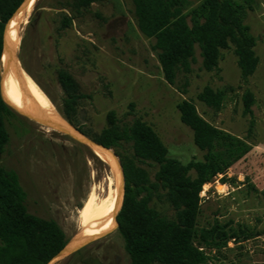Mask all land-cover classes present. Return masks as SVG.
<instances>
[{
    "label": "rangeland",
    "instance_id": "rangeland-1",
    "mask_svg": "<svg viewBox=\"0 0 264 264\" xmlns=\"http://www.w3.org/2000/svg\"><path fill=\"white\" fill-rule=\"evenodd\" d=\"M75 1L36 0L26 23L20 25L14 62L26 74L25 68L31 72L28 75L46 90L48 96L35 82L62 118L66 93L59 72L71 74L85 96L74 116L81 131L67 122L87 138L95 140L113 111L121 124L139 119L150 125L170 157L183 164L203 160L205 151L195 145L193 131L180 118L178 104L188 100L209 123L251 144V152L203 187L196 227L211 229L218 222L236 233L221 249L204 247L207 264H264V0H234L259 59L248 80L241 76L233 48L221 51L219 70L210 72L203 68L196 47L191 71L179 70L175 86L163 77L152 49L154 39L144 37L137 27L132 0H101L82 10ZM16 22L14 15L6 30L7 42ZM5 67L2 62L0 88L17 107L9 78L14 84L16 79L6 75ZM11 69L10 63L7 72ZM206 86L223 92L219 108L198 99ZM247 92L254 98L252 115L244 112ZM14 113L15 117H6L10 141L1 163L19 175L29 212L56 220L70 243L79 230V210L92 188L105 190L108 182L116 187L120 178L93 148ZM110 150L120 160L118 151ZM144 167L153 177L155 169ZM156 205L161 213L174 216L171 206ZM79 251L54 264H130L116 225Z\"/></svg>",
    "mask_w": 264,
    "mask_h": 264
},
{
    "label": "trees",
    "instance_id": "trees-1",
    "mask_svg": "<svg viewBox=\"0 0 264 264\" xmlns=\"http://www.w3.org/2000/svg\"><path fill=\"white\" fill-rule=\"evenodd\" d=\"M24 1L0 0V69L7 24ZM99 1L76 0L74 4L82 10ZM132 3L137 27L144 37L154 39L152 49L169 85H176L179 70L191 71L196 47L206 71L219 70L221 51L230 48L234 49L244 80L257 71L259 59L251 50L253 41L241 25L242 15L234 0H132ZM59 81L66 93L61 113L81 131L74 116L85 96L67 71L59 72ZM223 98V92L210 86L198 96L201 102L214 108L220 107ZM243 100L244 112L252 115L253 95L247 92ZM178 110L181 121L193 131L195 145L205 151L203 160L183 164L170 157L150 125L139 119L121 124L113 111L108 113V126L94 138L107 148H115L122 163L125 191L117 229L130 264H207L204 247L221 249L236 238V233L218 222L211 229L196 227L200 194L206 184L218 175H225L251 152L252 146L209 123L191 101L182 100ZM7 116L16 115L5 104L0 91V264H48L69 242L56 220L29 212L27 193L19 175L1 163L10 141ZM253 126L252 120L250 130ZM144 166L155 169L153 177ZM158 202L171 206L174 216L161 213Z\"/></svg>",
    "mask_w": 264,
    "mask_h": 264
},
{
    "label": "bare ground",
    "instance_id": "bare-ground-1",
    "mask_svg": "<svg viewBox=\"0 0 264 264\" xmlns=\"http://www.w3.org/2000/svg\"><path fill=\"white\" fill-rule=\"evenodd\" d=\"M35 1L36 0H31L29 2L26 11L23 10L25 14L20 10L18 14L15 15L17 22L8 41L9 47L14 54L20 44V25L26 23L33 10ZM2 60V62L6 63V54H3ZM11 64L14 66V70L11 69L7 72L9 69L8 66L5 73L16 79L14 84L9 78L14 93L17 94V100L15 102L17 107L29 115L36 116L39 119L46 117L58 125L74 131L72 126L62 118L58 110H56L48 98L38 89L34 80L18 65L19 63L11 61ZM93 151L101 160L112 165L113 169L116 171L115 173L120 179L118 183H116V187L112 185L111 182H108L105 186V190H102V187L92 188L83 206L79 210V230L70 242L69 247H74L86 238L99 236L113 230L116 225L114 215L121 207V175L114 157L110 151H106L99 147H94ZM101 192H103V194H101Z\"/></svg>",
    "mask_w": 264,
    "mask_h": 264
},
{
    "label": "water",
    "instance_id": "water-1",
    "mask_svg": "<svg viewBox=\"0 0 264 264\" xmlns=\"http://www.w3.org/2000/svg\"><path fill=\"white\" fill-rule=\"evenodd\" d=\"M30 1L31 0H25L23 2V4L21 5V7L16 11V13L14 15L18 14V12L20 10L24 9L26 11V8L28 7V4H29ZM7 28H8V24H7L6 30H7ZM4 54H6V56H7L6 67H5V70H6L8 68V66H9V64L11 63V61L14 62V60L16 58V55L13 53V51L11 50V48L9 47V44L7 42L6 31H5V39H4ZM0 91H1V95H2L3 101L5 102V104L12 111H14V112L26 117V118H29V119H31V120H33V121H35V122H37V123H39L41 125H44L47 128H51V129H53L55 131H59V132L65 133V134L73 137L74 139L78 140L79 142L87 145L90 148L94 149V147H99V148H102V149H104L106 151H111L110 148L105 147L104 145L98 143L97 141H95L93 139L87 138L86 136L80 134L74 128H73L74 131H71V130L65 128V127H62V126L58 125L57 123L51 121L50 119H48L46 117L42 118V119H39L36 116H32V115H29V114L25 113L24 111L18 109L16 106H14L11 102H9L6 99L2 88H0ZM112 156L114 157V160L116 161V164L120 168L121 184H122L121 185V194H122V203H123L124 191H125V175H124L123 167H122V164H121L120 160H117V155L115 153H112ZM122 203H121V207H122ZM117 215H118V213H116L114 215V220H115L116 227L118 228L119 224H118V220H117ZM107 233L99 235V236H95V237L86 238V239L82 240L80 243H78L77 245H75L74 247H69L70 243H68L64 247V249L57 256H55L48 264H54L55 262H57V261H59V260H61L63 258H66V257H68L71 254H74L75 252L79 251L80 249H82L86 245L90 244L91 242L95 241L96 239H99V238L105 236Z\"/></svg>",
    "mask_w": 264,
    "mask_h": 264
}]
</instances>
